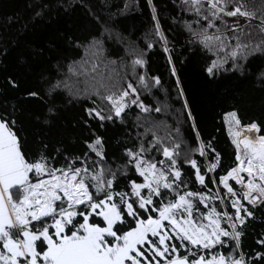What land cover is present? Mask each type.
I'll return each instance as SVG.
<instances>
[{
	"label": "snow or ice",
	"instance_id": "obj_1",
	"mask_svg": "<svg viewBox=\"0 0 264 264\" xmlns=\"http://www.w3.org/2000/svg\"><path fill=\"white\" fill-rule=\"evenodd\" d=\"M73 4L88 31L83 39L65 40L83 50L80 65L90 64L95 73L83 88L65 96L47 70L30 83L43 48L21 54L22 70L0 68V264H264V230L251 251L241 243L257 211L264 213V135L237 139L262 126H242L235 108L224 114L236 154L234 166L221 172L220 153L200 136L177 68L199 55L209 81L244 77L248 61L264 57V0H168L167 28L155 0H145L151 26L135 39L113 31L111 12L107 20L101 16L109 0H33L23 27L74 11ZM9 43L15 41H4L0 57ZM157 49L167 79L150 70ZM68 71L76 75L71 66ZM256 78L264 79V71ZM60 99L79 109L72 127L86 133L82 151L57 146L51 154L40 141L43 151L29 158L31 149L17 131L24 105L39 102L55 119L65 106H58ZM160 116L171 117L173 125ZM189 122L192 141L181 135ZM108 127L121 128L124 137L111 161L97 131ZM121 181L124 190H118Z\"/></svg>",
	"mask_w": 264,
	"mask_h": 264
},
{
	"label": "trees",
	"instance_id": "obj_2",
	"mask_svg": "<svg viewBox=\"0 0 264 264\" xmlns=\"http://www.w3.org/2000/svg\"><path fill=\"white\" fill-rule=\"evenodd\" d=\"M32 2L33 0H0V47L3 46L4 41H15V43L8 44L9 51L0 57V68L18 67L22 70L23 65L17 63L21 54L27 53L30 46L43 48L45 56L37 58L34 71L28 76L29 82L34 84L38 74L42 70H47L45 75L51 73L52 83L60 82L61 90L65 96H68L69 90L75 91L77 88H83L84 81L95 75L90 64L82 66L79 63L84 56L83 50L81 49L79 52L73 50L65 40L67 35H76L83 39L87 34L88 29L84 24L82 10L73 4L74 11L60 12L58 15L52 14L51 19L45 15L42 19L28 23V28L25 29L23 24L28 22L32 15V10L28 7ZM126 3L131 5L130 8L122 14H118V10L123 9ZM137 3L139 7L136 6ZM155 3L158 8H161V19L167 28L168 24L165 18L168 17V11L164 10L163 6L168 5V0H155ZM168 7L170 8L171 5ZM109 12H111L112 18L107 22L112 25L113 31L124 34L132 33L133 39L142 36L151 26L150 12L145 6V0H109V7L101 9V16L107 20ZM8 17L13 18L11 23L8 22ZM169 35L170 37L176 36L177 41L180 40L176 31L170 32ZM105 36L107 37V34ZM178 55L182 58L188 54L180 52ZM70 66L76 75L68 71ZM149 67L153 74H163L167 79L165 60L159 49L153 52L149 60ZM177 68L180 70V77L191 105L196 128L203 140H211L216 151L220 153V171L223 172L234 166L236 154V146L232 143L233 138L228 133L224 120L226 112L235 108L242 126L256 121L262 126V131L258 134L264 135V79L256 78L259 72L264 71V57L257 55L251 58L248 61L244 77L236 78L228 75L223 79L218 78L215 82L209 81L206 74L202 72V60L199 55L191 56L184 64L177 62ZM165 86L169 89L172 87L170 83ZM172 95L174 96L175 93ZM160 99L163 100V97L161 96ZM145 102L154 103L150 100ZM59 105L65 106L55 119L46 113L44 106L39 102L29 101L24 105V114L17 125V131L21 142H26V148L31 149L28 154L29 158L43 151L40 141L49 145L47 151L51 154H54L57 146L71 149L76 153L82 151L81 141L85 138L86 133L72 127V122L80 114L79 109L71 104H65L63 99L58 101ZM174 107L178 109L180 105L174 104ZM31 113H38L39 120ZM159 118L168 125L174 123L171 117L160 116ZM46 119L51 123L45 124ZM181 121L183 122V116ZM190 123L183 125L181 130V135L186 141H192L195 136L189 126ZM97 131L106 140L109 160H112L113 154L119 157L124 140L121 135L122 129L108 127L107 130ZM159 134H164L163 127ZM62 163V159L56 161L57 165ZM129 175L132 174L129 173ZM191 187L192 190L198 188L196 184H192ZM118 190H124V181H121ZM256 216L257 220L250 222L241 238L246 252L256 248V240L264 230V223L261 222L264 220V213L257 211Z\"/></svg>",
	"mask_w": 264,
	"mask_h": 264
},
{
	"label": "bare ground",
	"instance_id": "obj_3",
	"mask_svg": "<svg viewBox=\"0 0 264 264\" xmlns=\"http://www.w3.org/2000/svg\"><path fill=\"white\" fill-rule=\"evenodd\" d=\"M244 135H251L252 138H254L255 135H259V134H248V133H243V132H242V135H241L240 137H237V139H242ZM242 147H243V146L241 145V148H242Z\"/></svg>",
	"mask_w": 264,
	"mask_h": 264
},
{
	"label": "rangeland",
	"instance_id": "obj_4",
	"mask_svg": "<svg viewBox=\"0 0 264 264\" xmlns=\"http://www.w3.org/2000/svg\"><path fill=\"white\" fill-rule=\"evenodd\" d=\"M226 124V123H225ZM226 128H227V131H228V133H230V129H229V127H228V125L226 124ZM225 227H227V225H224Z\"/></svg>",
	"mask_w": 264,
	"mask_h": 264
}]
</instances>
